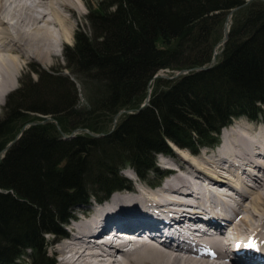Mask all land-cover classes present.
<instances>
[{
	"label": "trees",
	"instance_id": "1",
	"mask_svg": "<svg viewBox=\"0 0 264 264\" xmlns=\"http://www.w3.org/2000/svg\"><path fill=\"white\" fill-rule=\"evenodd\" d=\"M234 9L215 65L196 71ZM86 21L65 66L22 82L0 117V264H55L47 238L91 198L130 188L123 169L161 177L160 154H196L232 120L264 119V0H102Z\"/></svg>",
	"mask_w": 264,
	"mask_h": 264
},
{
	"label": "bare ground",
	"instance_id": "2",
	"mask_svg": "<svg viewBox=\"0 0 264 264\" xmlns=\"http://www.w3.org/2000/svg\"><path fill=\"white\" fill-rule=\"evenodd\" d=\"M78 3L82 1L0 0V103L13 89L23 64H47L55 46L71 39L70 19L81 13ZM214 52L217 56L221 51ZM224 133L221 147L210 156L191 159L185 150L174 148L181 164L173 162L163 185L157 182L156 189L151 188L155 192H115L79 211L72 233L64 234L69 241L57 251L59 264H264V129L233 125ZM138 178L136 182L147 187L154 183ZM224 198L230 203H223ZM257 216L263 233L259 235L252 227ZM196 222L203 223L202 234ZM209 226L217 229L218 238L209 235ZM121 231L151 241L132 245L128 253L117 244L94 241L104 232L118 237ZM225 234L239 239L230 251L221 240Z\"/></svg>",
	"mask_w": 264,
	"mask_h": 264
},
{
	"label": "rangeland",
	"instance_id": "3",
	"mask_svg": "<svg viewBox=\"0 0 264 264\" xmlns=\"http://www.w3.org/2000/svg\"><path fill=\"white\" fill-rule=\"evenodd\" d=\"M81 1H82V4L81 3H78V5L80 6V12H81L80 15L79 16H74L73 18L70 19L71 20V23H72L71 25H73L71 39L68 42H62L60 44L58 43L59 45H57V47L55 46V52H54L55 54L53 55L52 59L49 62H47V64L43 65V64H40V63H37V62L34 61V62H30L29 64L28 63L27 64L25 63V64H23L21 66V72L19 73V76L17 78V81L14 80V87H13V89L9 93H7L5 95V97L3 98V100L0 103V117H2V114L4 112V107L6 106L7 101H8V97L13 92H15L16 90H18L20 88V84L22 82H24L28 78L32 79L33 81H36L37 75H36L35 72L48 71V70H56V69H59V68L64 67L65 66L64 51H65V48L66 47H71L73 45L75 33L76 32H82V33L89 32V27L90 26H89V23L86 21V15L88 13V10L90 9L91 11H94L96 9L97 3H100L102 0H81ZM236 11H234V12H236ZM234 12H233V14H234ZM233 14L228 18V20H227L226 23L224 22V27H226L228 29V31H229L230 21H231V18L233 16ZM226 18H225V21H226ZM6 20H8V19H6ZM224 27H223V34H224ZM215 47L214 48L217 49V52H219L220 51L221 44L218 43ZM184 71H186V70H184ZM180 72H183V71H177V72L162 71V72L159 73V75L160 76H163V77H160V78L172 79V78H176V77L181 76V75H178ZM64 74L70 76V74L68 72H65L64 71ZM182 75H186V74H182ZM71 78H72V76H71ZM149 91H150V89H149ZM83 100L84 99L81 96L80 97L81 105L83 104ZM143 105H144V103H143ZM122 114H123V112H120V113H118L116 115V117H114V119L112 121V124H111V127L109 128L110 131L108 130V133L112 132V130L114 129V127L117 124L118 120L121 118V115ZM34 117H40L45 122H51V118H49L48 116H38V115H36ZM233 125L234 126H236V125L237 126L243 125V126H246V127L251 128L252 131H259L260 129H264V119H259V120L254 121V122H251L250 120H247L245 118L234 119V120H232V122L230 123V125H228L225 128H223V129L220 130V132H219V134L217 136V140H216L217 142H216L215 146H213V147H202L201 149H199V151L196 153V155L193 154V153H189L190 151H184V153L186 152L187 156H189V158H191V159H195L197 156H202L203 157L205 155L204 153L208 154V156L212 155L214 153V151H218V149L221 147L220 145L222 143V139H224L223 138V135L225 134L224 132H226V130H229L231 128V126H233ZM82 132L83 131H77L76 130V131H74L70 135H73L74 136V135H76L78 133H82ZM85 132L86 131H84L83 133H85ZM101 135L102 134H99L97 136H101ZM19 136L20 135H18L16 137V139H18ZM9 146H8V148H9ZM8 148H6L0 154V160L2 159V157L4 155V152ZM180 151H183V150H180ZM172 152H173V154H171V156L170 155H168V156L167 155H161V156H157L156 157V160H155L156 167L161 170V172H162L161 177L160 176L158 177L154 173H151V172L148 173L145 176L146 177L145 180H144V178L139 177L140 180L142 179L143 182H150V183H153L154 182L151 187H147L146 183H145V185H141V181H139V183H137L136 180H135V178L138 177L137 176L138 174L136 175L134 173V171L136 172V170L134 168H131V167H126L125 169H123L120 172V175L123 178L127 179L128 181L131 180L130 181L131 182V184H130V187H131L130 190L123 189V190L114 191V192H112L110 194L113 195V193L120 192V191H122V192H125V191H131V192H133L137 188L138 189H143L144 188L148 193L155 192L151 188L156 189V186L155 185H157V182L158 183H162L161 185H163L164 179H166L167 177L170 176V171L171 170L168 169V168H171L172 169L174 167V163L181 164L180 161H179V159H177V157H176V153H175L174 147L172 148ZM164 158H166V159H164ZM164 172H167L166 173L167 174L166 177H162L164 175ZM242 176H243V178H245V175H242ZM139 178H138V180H139ZM246 180L247 179H245V181ZM135 182H136V185H135ZM246 183L249 184L250 182L246 181ZM244 187H245V189L246 188L249 189V187H247L245 185H244ZM234 197L237 198V202L240 201V198L237 195H235ZM105 198H107V197H105ZM105 198H101V199H98V198L92 199L91 198L90 200H88V202L86 204H83L81 206H78V208H76L74 210V212H73V219L71 221H69L67 223V225L65 226V228H64L65 233L68 234V236H70V234L72 233L71 227L73 226L72 224L75 222L74 218L79 215V213H78L79 211H85V210L88 209L87 206L89 204H92L95 201L101 202V201L105 200ZM229 200H225V201L226 202H230L231 200L230 201ZM245 205L248 206V202L247 201L245 202ZM242 216H243L242 214L239 215V218L242 217ZM253 219H254V221H253L254 222L253 223L254 226L252 225V227L254 228L255 226L257 227V224H258V221L257 220H259V216L255 217ZM252 227H251V229H252ZM251 229H248V231H251ZM260 230L262 231V228H258V227L257 228H254L253 233H256V235L263 234ZM242 232H244V231H242ZM47 239H49V243L50 244H54L55 242H58V244L56 246L55 245L52 246V245L48 244L47 254H48V256H50L51 258H53L55 260V264H59V259L60 258H59V253L57 251L60 250V245L61 244L59 245V240H61V238L59 240L58 239H54V243H52L53 240H52L51 237H48ZM60 243H61V241H60ZM20 264H28V263L24 260Z\"/></svg>",
	"mask_w": 264,
	"mask_h": 264
},
{
	"label": "water",
	"instance_id": "4",
	"mask_svg": "<svg viewBox=\"0 0 264 264\" xmlns=\"http://www.w3.org/2000/svg\"><path fill=\"white\" fill-rule=\"evenodd\" d=\"M236 10H238V9L232 10V11L228 14L225 23L227 22L228 18L233 14V12L236 11ZM225 26H226V25H225ZM227 38H228V29H227L226 27H224L223 40L220 42V44H221L222 46H223V45L225 44V42L227 41ZM215 63H216V53L214 52V54H213V58H212V61H211L210 65H209L208 67L198 68L196 71H201V70L209 69V68H211L213 65H215ZM191 71H192V70H186V71L180 72L178 75L187 74V73H189V72H191ZM160 77H163V76H160L159 74H157L153 79L160 78ZM147 103H148V98L145 100L144 105L141 106V108H143L144 106H146ZM72 136H73V135H69L68 138H70V137H72ZM95 136H97V135H95Z\"/></svg>",
	"mask_w": 264,
	"mask_h": 264
}]
</instances>
